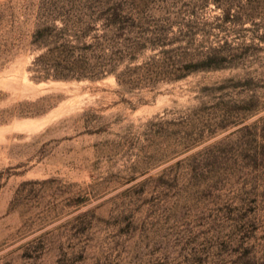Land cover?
<instances>
[{
  "label": "rangeland",
  "instance_id": "obj_1",
  "mask_svg": "<svg viewBox=\"0 0 264 264\" xmlns=\"http://www.w3.org/2000/svg\"><path fill=\"white\" fill-rule=\"evenodd\" d=\"M52 10L0 0V264H264V53L156 91L36 83ZM216 14L197 10L204 45L251 42L204 27ZM244 74L252 87L216 89Z\"/></svg>",
  "mask_w": 264,
  "mask_h": 264
},
{
  "label": "trees",
  "instance_id": "obj_2",
  "mask_svg": "<svg viewBox=\"0 0 264 264\" xmlns=\"http://www.w3.org/2000/svg\"><path fill=\"white\" fill-rule=\"evenodd\" d=\"M49 4L52 13L36 27L30 42L37 51L29 67L36 83L114 78L128 91H156L197 73L244 69L253 63L252 57L264 53V0H187L185 10L169 0H49ZM211 5L217 14L204 27L250 31L251 42L240 48L227 40L204 45L213 31L202 29L195 19L198 9ZM220 83L216 89L250 88L253 78L236 75ZM253 98L243 101L248 104ZM260 144L264 153V143Z\"/></svg>",
  "mask_w": 264,
  "mask_h": 264
},
{
  "label": "bare ground",
  "instance_id": "obj_3",
  "mask_svg": "<svg viewBox=\"0 0 264 264\" xmlns=\"http://www.w3.org/2000/svg\"><path fill=\"white\" fill-rule=\"evenodd\" d=\"M24 128V127H23Z\"/></svg>",
  "mask_w": 264,
  "mask_h": 264
}]
</instances>
